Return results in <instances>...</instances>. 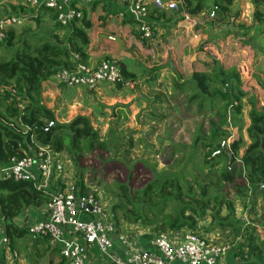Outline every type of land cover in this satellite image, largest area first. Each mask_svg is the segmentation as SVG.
<instances>
[{
  "label": "trees",
  "instance_id": "16d2710c",
  "mask_svg": "<svg viewBox=\"0 0 264 264\" xmlns=\"http://www.w3.org/2000/svg\"><path fill=\"white\" fill-rule=\"evenodd\" d=\"M179 1L176 12L182 10L205 26H240L235 23L239 11L231 12L236 0H210L209 9L207 0ZM252 1V23L264 25V0ZM213 7L217 9L215 18L207 19L206 14ZM12 11L8 16L25 15L28 24L9 28L0 41V48L16 47L9 60L0 59V164L14 157L30 156L38 147H47L55 154L64 153L77 171L82 170L80 160L97 151H111L112 157L119 160L122 145L132 147L131 138L124 143L126 136L111 126L101 139L99 130L85 116L59 123L43 103V83L50 81L56 71L72 68L73 55L87 66L89 56L83 49L90 44L88 31L92 23L85 10L80 19L66 27L48 9L19 5L13 6ZM41 14L47 15L54 29L63 34L51 32L45 37L33 32V25L39 28ZM161 17L156 15L157 19ZM107 60L110 59L105 56L103 61ZM120 71L126 77L124 70L120 68ZM240 84L236 68L226 69L212 59L189 79L173 83L174 95H184L180 103L186 111L193 106L202 113L208 106L211 112L208 129L203 131L202 124L199 125L189 144L171 140L173 144L167 154L172 164L159 175L151 171L152 177L144 185L132 186L131 173L125 182L113 183L109 193L112 203L107 212L116 228L120 224H140L156 234L181 229L190 233L217 230L226 234L225 243L235 246L237 264H264V238L257 228L261 226L264 232V192L260 188L264 185V108L257 110L249 101L246 145H242L240 136L222 146L230 137V128L247 96ZM261 88L264 90V86ZM223 147L229 156L220 152ZM75 185L81 194L91 192L81 174ZM47 201L48 196L32 182L0 181V215L10 248L12 241L27 234L16 219L28 208H40ZM236 202L248 213L247 224L242 229L235 224Z\"/></svg>",
  "mask_w": 264,
  "mask_h": 264
},
{
  "label": "crops",
  "instance_id": "0c3cea01",
  "mask_svg": "<svg viewBox=\"0 0 264 264\" xmlns=\"http://www.w3.org/2000/svg\"><path fill=\"white\" fill-rule=\"evenodd\" d=\"M82 5V11L85 10L92 23L88 31L90 44L83 49V53L89 56L87 66H96L105 56L115 59L126 74L124 79L134 85L132 89L122 86H101L95 89V94L101 98L107 97L108 101L111 98L114 106L129 107L133 119L138 115L136 105H144V101L149 100L145 92L157 93L168 89L175 76L176 81L187 80L193 72H200L204 65L210 64L211 59L218 60L226 69L236 68L239 71L242 68L247 71V68L256 65L257 61L264 66V25L252 23V15L250 22H238L237 25H240L238 27L229 24L205 26L197 20L184 21V12L182 10L176 12L177 7H180L179 0H150L152 36L149 40H143L138 22L126 14L127 9L124 5L108 2ZM13 6L16 5L7 0H0V15L13 14ZM121 14L124 16H120ZM157 14L162 17L157 19ZM40 17L39 28L36 29L33 25V32L45 37L51 32L59 36L63 34L61 30L54 29V23L47 15L41 14ZM26 22L28 24L27 20L24 23ZM177 77L180 79L177 80ZM73 90L57 85L53 80L42 85L43 103L55 114L59 123L68 122H61L58 119L56 100L62 94L67 95ZM150 101L151 99L149 103ZM56 156L63 162L65 170L72 169V164L66 157L64 158L62 154ZM65 177L71 179L68 174ZM96 197L98 198L97 194ZM43 216L42 207H30L24 215L16 219V222L25 228L29 222L42 219ZM188 233L187 229H181L169 232L168 235L172 242H182ZM155 234L140 224H120L113 237L114 254L118 256L124 254L123 247L117 241L119 235L126 236L134 249L151 252V242ZM199 235L210 242H218L217 230ZM24 237L28 238L23 240ZM24 237L12 241L10 248L8 241L4 242L7 238L0 215V264H5V256L10 257L12 254H16L12 259L15 264H65L58 246L48 238L33 240L27 234ZM222 239L225 242V236ZM234 253L235 246L231 245L217 264H237ZM88 258L93 264H112L96 248L89 250Z\"/></svg>",
  "mask_w": 264,
  "mask_h": 264
},
{
  "label": "built area",
  "instance_id": "2783aa9c",
  "mask_svg": "<svg viewBox=\"0 0 264 264\" xmlns=\"http://www.w3.org/2000/svg\"><path fill=\"white\" fill-rule=\"evenodd\" d=\"M7 1L16 6H29L35 10L39 8L51 10L56 14V19L62 27L69 26L82 17L84 3L121 4L126 7V14L138 22L141 38L149 40L152 36L150 0ZM216 10V7L209 10L206 14L207 19L215 18ZM26 20L25 15H0V41L5 38L9 28L21 26ZM183 20L194 22L195 19L184 13ZM71 59L72 68L60 69L52 76L51 80L57 85L68 89L88 90H95L101 86L121 85L127 89L134 87L132 82L123 78L115 59L101 61L93 67L81 64L76 55ZM51 125L50 123L49 126ZM65 176L63 162L47 147H38L30 156L14 157L9 162L0 164V181L32 182L34 187L48 196V201L42 206L43 218L29 222L25 229L33 240L48 238L55 243L65 264H93L88 258L89 250L92 248H96L112 264H217L230 249L227 243L210 242L198 233L189 232L182 242H172L169 233H157L151 242L152 251L143 252L134 249L126 236L119 235L117 241L123 247L124 254L118 256L113 251V237L117 228L110 214L92 192L81 194L75 181ZM5 257V264H15L12 259L16 254Z\"/></svg>",
  "mask_w": 264,
  "mask_h": 264
},
{
  "label": "rangeland",
  "instance_id": "374dc122",
  "mask_svg": "<svg viewBox=\"0 0 264 264\" xmlns=\"http://www.w3.org/2000/svg\"><path fill=\"white\" fill-rule=\"evenodd\" d=\"M206 5L208 9L211 7L210 0H207ZM253 10L252 0H236L231 7L233 14L239 11L235 20L236 24L250 22ZM15 48L11 50L0 48V59L9 60ZM247 69V71L243 68L240 71L237 70L241 80L240 88L246 92L247 96L241 102V113L230 128V137L226 139V145L237 140L240 136L242 145L248 143L245 130L249 125L248 112L251 109L249 101L254 103L257 110L264 108V90L261 88L264 86V66L257 61L256 65ZM179 77L177 80L180 79ZM175 81L176 76L172 78L166 90H160L157 93L145 92L146 97L151 101L149 103L147 99L144 101V105H136L135 110L138 111V115L135 119H133V113L129 107L114 106L111 98L109 101L107 97L101 98L95 94V90L73 88L74 90L67 95L62 94L60 98H57L55 105L57 117L61 122H69L76 116H85L90 119L93 127L99 130L101 139L106 137L111 126H115L118 132L126 136L124 143L128 138L132 139L131 148L122 145L118 155L119 160L112 157L111 151L107 153L97 151L86 154L80 160L81 171H77L72 163V169L66 170V175H70L76 183L79 175H82L84 184L89 187V191L98 195V199L106 211L112 203L109 193L115 181L125 182L131 173L132 177L129 179V183L132 186L144 185L151 179V171L159 175L172 164V160L167 154L173 144H170L171 140L189 144L199 125L202 124L203 131L208 129V118L211 116L208 106H205L202 113L193 106L186 111L185 106L180 103L183 102L184 95H174L173 83ZM153 96L155 97L153 98ZM123 97L126 96L123 95ZM115 118L118 120L116 121ZM123 150H126L127 153H124ZM62 155L64 158L66 157L64 153ZM127 163L131 164L126 165ZM235 204V224L239 229H242L247 224L248 213L239 202ZM259 204L261 205V203ZM257 228L261 237L264 238L261 226H257ZM217 234L220 242L223 240L221 236L226 238V234H221L219 231ZM27 238L24 237L23 240Z\"/></svg>",
  "mask_w": 264,
  "mask_h": 264
},
{
  "label": "water",
  "instance_id": "95a60500",
  "mask_svg": "<svg viewBox=\"0 0 264 264\" xmlns=\"http://www.w3.org/2000/svg\"><path fill=\"white\" fill-rule=\"evenodd\" d=\"M116 42H117V44H118V41H116ZM66 133L69 134V132H66ZM220 152L225 153V154H227V155L229 156V153H228V150H227L226 147H223V148H222V151H220ZM229 160H231V159H229ZM260 188H261V190H263V192H264V185H262Z\"/></svg>",
  "mask_w": 264,
  "mask_h": 264
}]
</instances>
